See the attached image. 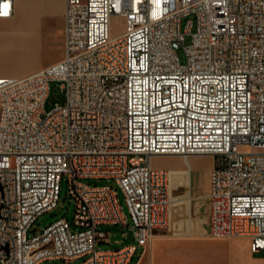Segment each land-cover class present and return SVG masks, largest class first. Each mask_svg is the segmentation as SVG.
<instances>
[{"label":"built area","instance_id":"1","mask_svg":"<svg viewBox=\"0 0 264 264\" xmlns=\"http://www.w3.org/2000/svg\"><path fill=\"white\" fill-rule=\"evenodd\" d=\"M15 7L0 0V19ZM63 34L60 60L0 76V264H129L168 227L169 173L153 164L167 154L213 157L210 235L264 252V0H65ZM51 81L66 101L45 112ZM62 180L73 222L38 230ZM102 224L133 241L98 248Z\"/></svg>","mask_w":264,"mask_h":264},{"label":"rangeland","instance_id":"2","mask_svg":"<svg viewBox=\"0 0 264 264\" xmlns=\"http://www.w3.org/2000/svg\"><path fill=\"white\" fill-rule=\"evenodd\" d=\"M21 8L23 4H20ZM44 7L27 9L19 15L16 21L0 20V31H9L13 29L17 33L35 34L38 37L36 42L29 35H13L6 38L0 35V74L10 76H20L29 71H33L38 64H46L54 59L59 60L64 52V34H63V17L60 10L63 6V0H44ZM191 19L195 21L194 15H189L181 19V26L184 27L186 22ZM126 30V21L124 17L114 15L111 18V35L116 36ZM195 30V26H193ZM191 35L185 38V44H190ZM183 48L180 47L178 52L182 55ZM66 101L65 90L61 87V82L51 81L49 93L43 105V111L48 112L56 107L57 104H64ZM182 155L167 154L153 159L157 167L167 165L166 169L171 172V187L174 197H191L190 202L186 198L179 200L185 201L176 203L171 211V219H177L178 224H188L192 222L194 231L202 234L206 228H201V218L207 220L210 211L208 199L204 196L207 194L208 168L213 165V157L210 154L203 156L194 155L191 157L192 168L188 179V169L179 166ZM90 184H113V181L106 179H88ZM190 181V182H189ZM174 188V190H173ZM120 201L128 215V222L131 223L128 208L124 201L122 192L119 194ZM199 205H198V204ZM75 213V201L71 198L66 180H62L60 197L58 205L51 211L43 212L34 222L38 230H42L58 219L66 217L73 222ZM183 219V220H182ZM100 229L109 233L110 243L99 244L98 248L117 249L124 244L133 241L132 230L121 224H102ZM165 233L167 230H161ZM154 239V238H153ZM152 239V241H153ZM232 239V238H231ZM152 243V242H151ZM150 243V244H151ZM238 245L245 243V239L236 241ZM141 248L132 258L130 264H134ZM256 256H263L264 252L255 253ZM87 257H80L70 261L64 260H45L40 264H81ZM143 261L140 264H147Z\"/></svg>","mask_w":264,"mask_h":264},{"label":"crops","instance_id":"3","mask_svg":"<svg viewBox=\"0 0 264 264\" xmlns=\"http://www.w3.org/2000/svg\"><path fill=\"white\" fill-rule=\"evenodd\" d=\"M22 1H23L22 2L23 7L21 8L20 3H17L16 0L15 14L12 18L0 19V20L16 21V19L19 18V15L25 12L27 9L44 7L43 5L44 0H22ZM60 10L62 11L63 26H64V0H63V6ZM22 34L33 37V39H35L34 42L38 40V37L35 34H29L24 32L17 33L16 31H13V29L9 31H0V35H5L6 38H10L13 35H22ZM57 61L58 60L54 59L50 62H47L44 65L38 64L39 68L33 71H29L20 76H13V77H21L27 75L40 68L53 64ZM0 76H10V75L0 74ZM161 156H156V157H161ZM192 156L194 155H189L187 157L189 173L192 168V162H191ZM166 166L167 165H163L158 168H163L167 170L169 173V189H170L169 195L171 199V204L169 208V221H168L169 224L166 229L167 232L163 233L159 231L154 237L152 243L145 250L142 249L140 250L134 264H140L143 261V259L144 261H147L148 259L147 264H264V255L256 256L255 253L257 252L251 251L250 240L248 238L235 237L232 239L231 238L218 239L210 235L211 206L207 220L204 219V217L201 218L200 227L206 228V232H203L202 234L196 233L194 231V226L191 221H189L188 224L182 223L181 225L178 224L177 219H173V218L171 219V211L172 208H174V205L176 204L174 203V201L182 200L188 196L174 197L170 183L171 172L168 169H166ZM211 168H208L207 194L209 191V175ZM207 194L204 196L208 199ZM184 202L185 201H181L180 203H184ZM208 202L210 205L209 199ZM239 239H245V243L238 245L236 241Z\"/></svg>","mask_w":264,"mask_h":264},{"label":"bare ground","instance_id":"4","mask_svg":"<svg viewBox=\"0 0 264 264\" xmlns=\"http://www.w3.org/2000/svg\"><path fill=\"white\" fill-rule=\"evenodd\" d=\"M22 0H17V3H20V4H22ZM64 8H65V0H64ZM196 155H198V156H203V155H206V154H196ZM189 155H182V160H181V162L179 163V166L182 168L183 166H185L187 169H188V179H189V177H190V173H189V168H188V163H187V157H188ZM190 182V181H189ZM173 190H174V188H173ZM207 197H208V195H207ZM190 198L191 197H186V199H187V201L188 202H190ZM208 199H209V197H208Z\"/></svg>","mask_w":264,"mask_h":264},{"label":"water","instance_id":"5","mask_svg":"<svg viewBox=\"0 0 264 264\" xmlns=\"http://www.w3.org/2000/svg\"><path fill=\"white\" fill-rule=\"evenodd\" d=\"M102 244H109V242H101Z\"/></svg>","mask_w":264,"mask_h":264}]
</instances>
